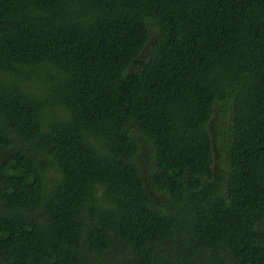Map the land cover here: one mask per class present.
<instances>
[{
    "label": "trees",
    "instance_id": "obj_1",
    "mask_svg": "<svg viewBox=\"0 0 264 264\" xmlns=\"http://www.w3.org/2000/svg\"><path fill=\"white\" fill-rule=\"evenodd\" d=\"M0 264H264V0H0Z\"/></svg>",
    "mask_w": 264,
    "mask_h": 264
},
{
    "label": "rangeland",
    "instance_id": "obj_2",
    "mask_svg": "<svg viewBox=\"0 0 264 264\" xmlns=\"http://www.w3.org/2000/svg\"><path fill=\"white\" fill-rule=\"evenodd\" d=\"M217 123L219 122V120H217L216 121ZM217 165H218V167H224V161L223 160H218V162H217ZM156 198H157V202L159 201V197L158 196H156Z\"/></svg>",
    "mask_w": 264,
    "mask_h": 264
}]
</instances>
